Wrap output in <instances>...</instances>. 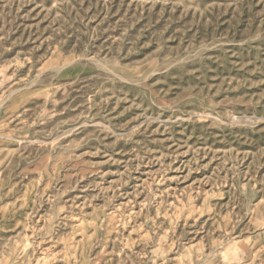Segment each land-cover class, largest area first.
Masks as SVG:
<instances>
[{
	"label": "rangeland",
	"instance_id": "rangeland-1",
	"mask_svg": "<svg viewBox=\"0 0 264 264\" xmlns=\"http://www.w3.org/2000/svg\"><path fill=\"white\" fill-rule=\"evenodd\" d=\"M0 264H264V0H0Z\"/></svg>",
	"mask_w": 264,
	"mask_h": 264
}]
</instances>
